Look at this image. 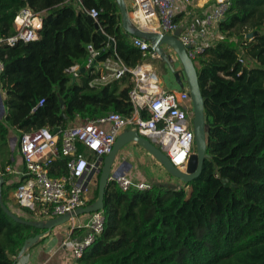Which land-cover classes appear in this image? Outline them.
Wrapping results in <instances>:
<instances>
[{"label":"trees","instance_id":"obj_1","mask_svg":"<svg viewBox=\"0 0 264 264\" xmlns=\"http://www.w3.org/2000/svg\"><path fill=\"white\" fill-rule=\"evenodd\" d=\"M73 2L102 13L94 21L65 0H0V38L15 33L13 21L23 8L42 18L36 41L0 47L1 145L8 146L14 130L53 132L75 124L77 115H131L130 75L97 85L90 71L75 83L65 72L85 66L89 44L98 61L115 58L135 68L145 59L125 36L114 0ZM98 31L114 41L113 49ZM218 33L221 38L193 62L205 116L207 158L200 175L180 189L153 185L143 192L109 182L103 231L75 264H264V0H231ZM17 149L18 141L13 157ZM78 154L93 160L81 145ZM10 157L0 166L2 201L18 218L36 221L29 209L12 204L9 193L18 183L6 185ZM64 163L53 160L51 175L63 174ZM97 197L98 188L87 205ZM41 232L0 207V264H15L25 241Z\"/></svg>","mask_w":264,"mask_h":264},{"label":"built area","instance_id":"obj_2","mask_svg":"<svg viewBox=\"0 0 264 264\" xmlns=\"http://www.w3.org/2000/svg\"><path fill=\"white\" fill-rule=\"evenodd\" d=\"M74 0H65L84 12L90 19L97 21L101 8H85ZM132 26L144 32L174 36L185 47L188 57L194 62L206 53L219 39L218 25L224 19L231 0H123ZM42 27V18L29 8L21 9L14 18V34L0 38V47H14L19 42H33L38 39ZM175 37V36H174ZM110 39V38H109ZM146 60L159 59L149 41L130 37ZM107 47L109 44L107 43ZM163 52L171 57L173 63L180 66L177 57L167 45H162ZM87 61L84 71L97 74L93 82L103 84L122 79L130 75L132 85L128 98L132 105L129 117L109 113L97 119H81L76 116V123L59 128L54 134L48 128H39L22 133L17 130L18 153L23 169L18 174L20 180L13 191L14 201L29 209L36 221L46 222L60 216L71 214L87 206L88 196L94 178L99 174L101 159L113 148L117 137L125 131H136L150 140L169 159L177 169L185 171L188 159L194 152V132L192 129V101L186 88L163 89L155 69L147 61L135 68L125 67L119 59L106 58L98 61L99 52L89 44L86 46ZM240 63L243 60L239 59ZM80 67L73 65L65 70L72 79L79 76ZM3 60L0 56V73ZM41 99L37 107L42 106ZM83 146L91 155L90 162L78 154V147ZM64 158V173L51 175V163L57 158ZM9 168V167H8ZM7 173H15L11 168ZM122 191H148L152 185L130 179L124 172L110 177ZM67 224L64 244L70 251L73 263L81 259L104 228L103 211L87 215L81 223L71 219ZM83 230L82 235H75L74 230Z\"/></svg>","mask_w":264,"mask_h":264},{"label":"water","instance_id":"obj_3","mask_svg":"<svg viewBox=\"0 0 264 264\" xmlns=\"http://www.w3.org/2000/svg\"><path fill=\"white\" fill-rule=\"evenodd\" d=\"M121 17V27L127 38L136 37L151 43V47L159 55V60L166 64L171 79L176 87L183 89L186 88L189 91V95L192 101V129L194 132V152L190 155L185 171H181L175 168L169 161L168 157L157 148L150 140L140 136L136 131H125L121 133L115 144L113 145L112 151L101 159L100 177L98 182V197L97 200L87 205L86 207L79 208L71 214H66L55 219L43 221H26L18 218L13 212H11L3 203L1 198L2 187L4 185L3 175L0 173V207L3 212L17 223H21L35 229L43 231L29 239H27L19 253V257L22 256L28 249L37 244L43 237L44 232H49L57 227H60L68 223L71 219H75L81 215H88L97 211L103 210V201L105 195V189L109 183L110 177H116L123 173L125 166H130L127 162H123L119 168L113 169L116 157L120 150L128 143H135L143 150H145L153 159H155L162 168L171 176L177 178L183 183H189L190 181L197 178L201 171L202 166L207 158L206 154V133H205V116L203 109V97L199 87L196 69L193 61L188 57L185 47L176 39L179 35V30L174 33V36L158 35L154 33L144 32L138 28L132 26L126 5L123 0H114ZM97 28V26H96ZM98 33L102 34L101 31ZM257 33L248 34L247 38L252 39ZM103 35V34H102ZM103 37L107 40L109 48H114V41L108 37ZM162 45L169 46L174 52L178 59L181 67V71H175L172 67V59L168 55H165L161 49ZM80 73H84V69L79 70ZM71 83H75V79L71 80ZM63 107L61 102V108ZM4 113V107L0 96V117ZM63 116V114H62ZM59 129H54L53 133L56 134ZM16 138L9 140L11 150L14 151Z\"/></svg>","mask_w":264,"mask_h":264},{"label":"crops","instance_id":"obj_4","mask_svg":"<svg viewBox=\"0 0 264 264\" xmlns=\"http://www.w3.org/2000/svg\"><path fill=\"white\" fill-rule=\"evenodd\" d=\"M130 38V37H129ZM247 38V36H246ZM157 60V59H155ZM148 62L151 60H146L144 59V62ZM153 61V60H152ZM122 63V62H121ZM123 64V63H122ZM152 66V64H150ZM254 64L251 63L250 66H253ZM153 67V66H152ZM157 73V68L153 67ZM171 84H169L167 87H163L162 83H160L161 88L163 89H170V90H174L177 89L176 86L173 83V80L170 79ZM110 83V82H108ZM95 84L97 85H104L102 82H95ZM107 84V83H105ZM0 96L2 99V94L0 91ZM3 103V101H2ZM2 117H0L1 119ZM16 134L17 130H14L13 132H11L12 134ZM18 134V133H17ZM19 136V134H18ZM13 138L12 136L10 137V139ZM9 139V140H10ZM136 145L135 143H128L127 145H125L122 149L124 150H120L121 152L118 153L113 169H117L120 167L121 163H123L125 160L129 161L126 156H125V149L130 148V146H134ZM8 146H9V157L11 158V162L6 166L5 168V172H6V180L7 183L6 185L11 186L13 183H16L17 181L20 180V176L18 174V172L20 173L23 169V163L22 160L20 158V155L17 151L18 154H16L13 157L14 151L11 150L10 147V142L8 141ZM138 146V145H137ZM141 152L144 154V151L141 150ZM145 156V154H144ZM151 158V157H150ZM152 160V158H151ZM4 161L1 163L0 162V166L3 165ZM130 166H125L123 168V172L124 174H126L130 179L140 182H147L149 184H151L148 180H147V173L145 172L144 169H142L139 172H142L141 174L137 173H131V171L136 167L134 164L127 163ZM9 167V168H8ZM12 169L13 171H15V173H7V169ZM5 183V180H4ZM9 196L12 198L13 197V191H11L9 193ZM87 219V215H81L79 217L76 218V222L81 223L83 221H85ZM68 224H64L60 227H57L49 232L44 233V237L34 246H32L30 249H28L27 255L24 259L22 258H17L15 264H75L73 263L72 259L70 258V251L67 248V246H65L64 244L66 243L65 237H66V233L69 230V226H67ZM83 234V230L81 231H77L75 232V235H82Z\"/></svg>","mask_w":264,"mask_h":264},{"label":"rangeland","instance_id":"obj_5","mask_svg":"<svg viewBox=\"0 0 264 264\" xmlns=\"http://www.w3.org/2000/svg\"><path fill=\"white\" fill-rule=\"evenodd\" d=\"M127 9H129L128 5H127ZM221 37L219 36V39ZM166 55V54H165ZM150 64H152L153 67L157 68V76H158V80L159 83H162L163 87H167L169 84H171V74L169 73V70L167 69L166 64H164L161 60L157 59V60H151L149 61ZM177 63L174 62L172 63V67L175 71H181V67L176 65ZM244 64H247V61L244 60ZM12 137L16 138L15 140V145H14V153L16 151V144L18 141V136L14 133L11 135ZM125 148V147H124ZM123 148V149H124ZM121 149V150H123ZM194 149V146H193ZM144 151V154L141 152ZM9 146H4L0 144V162L2 163L3 161L7 160L9 158ZM124 151V150H123ZM121 152V151H120ZM125 156L126 158L129 160H125L124 162L127 163H132L134 164L136 167L131 171V173L134 174H141L142 169L145 170V172L147 173L146 177L147 180L151 183V185H155V186H161L164 189H180L184 187V183L181 182L180 180H178L177 178L169 175L164 168L161 167V165L155 160L153 159L145 150H143L141 147L134 145V146H130V148L125 149ZM152 160H151V158ZM122 164V163H121ZM97 176L94 178V182L92 184L91 190H90V194L88 196V199L90 200L93 196L94 193L96 191V189L98 188V183L96 181ZM187 193H189V189H187ZM12 204L14 205L15 201L12 197ZM12 208V206H10ZM14 210V209H13ZM18 215L21 214L19 213V211L14 210ZM70 224H68L67 226H69ZM28 252V251H27ZM27 252H25L22 256H17V258H22L24 259L27 255ZM16 258V259H17Z\"/></svg>","mask_w":264,"mask_h":264}]
</instances>
